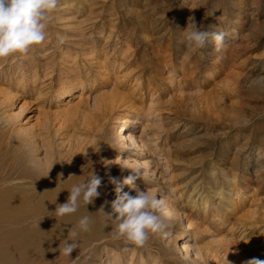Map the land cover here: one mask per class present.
Returning a JSON list of instances; mask_svg holds the SVG:
<instances>
[{
    "label": "rangeland",
    "instance_id": "obj_1",
    "mask_svg": "<svg viewBox=\"0 0 264 264\" xmlns=\"http://www.w3.org/2000/svg\"><path fill=\"white\" fill-rule=\"evenodd\" d=\"M53 17L26 59H0V185L21 182L7 162L14 178L38 167L53 178L41 190L56 207L84 172L66 177L68 162L90 154L103 166L100 196L57 216H90L91 235L75 241L91 239L88 264L264 261V90L249 86L264 70V0H60ZM189 17L227 33L225 47L188 53ZM243 117L248 125L237 127ZM20 137L31 142L27 153ZM131 169L141 173L135 188L122 185ZM110 178L123 192L162 197L169 235L144 247L113 240ZM190 212L199 223L186 230Z\"/></svg>",
    "mask_w": 264,
    "mask_h": 264
},
{
    "label": "clouds",
    "instance_id": "obj_2",
    "mask_svg": "<svg viewBox=\"0 0 264 264\" xmlns=\"http://www.w3.org/2000/svg\"><path fill=\"white\" fill-rule=\"evenodd\" d=\"M60 0H0V59L19 55L26 59L28 54L41 46L47 39V29L53 21V13L58 9ZM227 33L223 31L206 30L198 26L194 17H189L187 27L182 31L181 43L187 52L195 54L202 52L211 43L214 50L219 52L225 47ZM59 44L64 43L63 36H57ZM249 86L264 90V70L252 76ZM246 117L237 121L236 126H247ZM72 160L68 162L71 164ZM62 175V174H61ZM141 176L140 169L132 170L123 178L122 185L135 188V180ZM110 182L116 184V199L111 203V212L105 216L114 221L111 231L113 240H123L126 244L144 247L150 236L160 234L167 237L169 227L162 218L164 199L157 198L149 190L135 189V195L123 192L122 185L115 178ZM102 177L91 172L90 176L79 183L73 184L65 203L57 204L56 216L64 217L76 213L81 205L93 204L100 196ZM92 220L90 216H82L75 228L68 232L63 242L61 254L70 258V254L79 248L76 241L80 232L90 231ZM79 256L72 260L75 262ZM244 264H264V261L252 258Z\"/></svg>",
    "mask_w": 264,
    "mask_h": 264
},
{
    "label": "bare ground",
    "instance_id": "obj_3",
    "mask_svg": "<svg viewBox=\"0 0 264 264\" xmlns=\"http://www.w3.org/2000/svg\"><path fill=\"white\" fill-rule=\"evenodd\" d=\"M71 90L72 89L69 88L66 91L67 94H69ZM129 125L130 123L128 120L120 123L118 133L124 126ZM123 135L124 137L122 140H130V137L125 136L126 134L124 132ZM18 139L19 147L20 149H22L21 152L27 153L26 147H32L31 142L29 144V141H27V139H25L24 137H20ZM98 142L100 144V140ZM5 148H3V150ZM122 148L125 149L131 147L127 142H124ZM90 149L93 151L92 148ZM1 152L2 148L0 147V153ZM85 156L86 158L84 157L72 160L74 162H72L71 165L68 166V170H66L65 173L66 177L70 173L84 170L80 178L82 181L83 179L90 176L92 171H94L98 175L102 173L103 166H101L100 162L98 163L97 160H92L93 156H91L90 154L89 156ZM28 163H30V159L28 160ZM50 164L52 163L50 162ZM7 165L5 167L6 171H10L7 175H9L12 179H20L21 182L19 181L20 183L16 185H0V188H2L0 189V264H88V260L83 259L82 256L85 253L86 247L89 245V243H91V239L85 240V243H83V245L81 246L79 244L80 247L70 254V258L61 254L63 242L67 238L69 230L76 227L78 220L75 221L76 219H72V217H70V219L72 220L71 222H68L64 219L65 217L62 219L58 218L55 215L49 218L50 214L54 212L52 208L56 207L55 205L52 206V204L46 203L51 201L48 198L51 197L52 193L50 191L41 190V188L45 187V185L48 184L50 180L52 181L53 178L51 179L47 176H43L44 174H41L42 171L39 170V173L38 167L37 171H33V166L31 167L32 171H29L26 174L22 173L20 175L21 177L19 176L14 178L12 177L14 173L11 170V163L7 162ZM50 166L52 165H49V167ZM20 167L23 168V165L20 164L19 168ZM34 167L36 169V166ZM59 176L56 175L55 179ZM202 201L203 202L201 204V207L205 213V210L209 204L207 203V201ZM55 204L57 205V203ZM81 211L80 213H82ZM186 216L187 222L184 223V229L190 230L192 229L193 225L199 223L198 221L197 223H195L196 220L194 217V212H190ZM91 228L92 227L90 226V231L88 232H80L76 241L79 240L80 242H82L84 241L83 239L90 236L92 233ZM78 256L79 259L73 262L72 260H75Z\"/></svg>",
    "mask_w": 264,
    "mask_h": 264
}]
</instances>
